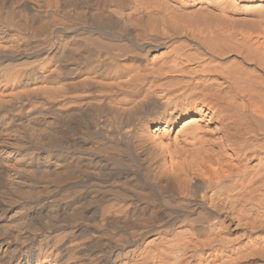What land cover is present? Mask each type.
I'll use <instances>...</instances> for the list:
<instances>
[{
    "label": "bare ground",
    "instance_id": "bare-ground-1",
    "mask_svg": "<svg viewBox=\"0 0 264 264\" xmlns=\"http://www.w3.org/2000/svg\"><path fill=\"white\" fill-rule=\"evenodd\" d=\"M0 264H264V0H0Z\"/></svg>",
    "mask_w": 264,
    "mask_h": 264
}]
</instances>
